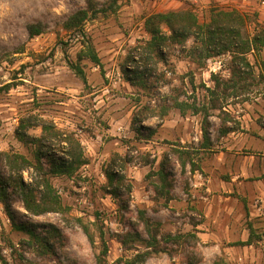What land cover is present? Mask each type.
Returning a JSON list of instances; mask_svg holds the SVG:
<instances>
[{
	"label": "rangeland",
	"instance_id": "rangeland-1",
	"mask_svg": "<svg viewBox=\"0 0 264 264\" xmlns=\"http://www.w3.org/2000/svg\"><path fill=\"white\" fill-rule=\"evenodd\" d=\"M89 1L110 3L0 0V152L33 158V147L16 135L21 119L33 114L74 133L88 159L72 176H49L63 212L34 215L18 195L10 199L15 220L46 236L50 252L14 227L0 200V264H96L100 228L107 264H128L142 252L150 253L136 264H264V49L248 55L252 69L236 73L229 53L201 64L175 45L166 47L165 59L148 61L139 47L151 38L146 17L170 10L191 9L201 22L216 9L238 10L246 15L245 32L253 33L264 27V0H118L113 12L86 24L102 65L81 59L82 41L61 30ZM30 25L44 31L32 37ZM72 64L83 67L87 82ZM217 98L222 109L210 107ZM29 133L40 136L42 129ZM179 150L189 152L186 168ZM165 157L177 164L168 200L155 190ZM110 167L125 176L121 196L108 193ZM23 176L31 182L32 170ZM135 230L153 246L131 238L124 244Z\"/></svg>",
	"mask_w": 264,
	"mask_h": 264
},
{
	"label": "trees",
	"instance_id": "trees-1",
	"mask_svg": "<svg viewBox=\"0 0 264 264\" xmlns=\"http://www.w3.org/2000/svg\"><path fill=\"white\" fill-rule=\"evenodd\" d=\"M118 0H110L109 5L97 6L93 1H89L87 6L80 8L70 15L62 23L61 30L71 37L70 39H78L84 44V52L80 53V58H89L96 65L101 64L96 49L90 41L89 34L86 29V24L89 20L97 17L99 14H106L113 12ZM246 15L238 10H220L216 9L212 12L209 21L201 22L199 16L191 9L170 10L166 12H156L147 16L144 22L145 30L151 35L148 42L140 44V55L142 60L150 61L155 55L163 60L166 58L167 46H181L186 49L187 56L192 57L199 63L205 59L216 57L229 53L232 62V71L236 73H243L246 68L252 69L249 54L258 50L264 49V27L257 24L255 32H245ZM44 30L37 25L29 26L30 35L37 36ZM192 40L190 46L188 41ZM67 43V42H63ZM135 61V58H133ZM147 61V63H148ZM152 61V60H151ZM77 74L87 82L85 72L80 64H72ZM129 72V70H126ZM133 72V71H131ZM135 75L136 72H133ZM129 75V73H128ZM131 76H129V79ZM4 89L9 87V84L3 86ZM1 89V88H0ZM211 93H216L215 89L207 87ZM210 107H223L218 104L219 99L212 100ZM181 105V104H179ZM200 108H196V111ZM206 109H209L206 108ZM209 111H206L205 119H208ZM36 115L24 117L19 122L16 129V135L24 144L33 147V158L29 159L27 156L10 151L0 152V200L6 205L9 216L13 219L14 227L17 230L28 233L35 242L51 251L48 239L40 232L24 222H17L11 211L10 199L13 195H18L25 208L34 215H40L45 212H63L65 209L62 204V199L53 183L50 175H68L72 176L84 166L88 159L85 155V148L79 138L72 132H66L59 129L54 122L48 120H41ZM40 122V123H39ZM209 124V122H208ZM207 126L203 129V140L205 145L211 144L210 128ZM39 126L42 129L40 136H34L29 133V129ZM56 147L63 149L62 155L58 154ZM189 152L179 150V156L176 159L181 160V166L186 168L187 160L184 154ZM183 159V160H182ZM168 157H165L160 163L157 170L158 183L155 186L157 193L165 199H170L172 196V176L171 168L177 165ZM4 166V168H2ZM4 169V170H3ZM26 169H31L33 172V179L31 182H26L23 172ZM112 195L121 196L118 192L119 187L124 183L125 176L115 171L110 167L105 170ZM97 220L100 219V214H96ZM82 227L88 234L91 241L95 238L90 232L89 227L81 222ZM146 230L151 233L149 221L146 224ZM55 236L59 233L56 229ZM101 244L103 249L96 255V264H107L108 247L105 240V233L100 228ZM127 239L122 242L126 244L128 238L136 240L140 243L146 242L148 246H153L150 239L145 238L138 230L127 233ZM150 252H142L135 254L134 257L127 260L128 264H136L144 262ZM0 260H5L0 246Z\"/></svg>",
	"mask_w": 264,
	"mask_h": 264
}]
</instances>
